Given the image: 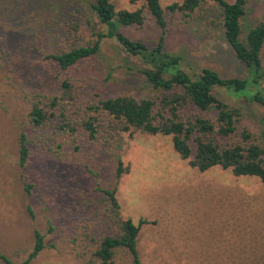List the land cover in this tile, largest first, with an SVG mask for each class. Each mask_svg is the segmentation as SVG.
Returning a JSON list of instances; mask_svg holds the SVG:
<instances>
[{"label":"rangeland","instance_id":"rangeland-1","mask_svg":"<svg viewBox=\"0 0 264 264\" xmlns=\"http://www.w3.org/2000/svg\"><path fill=\"white\" fill-rule=\"evenodd\" d=\"M110 1L115 9L127 10L142 2ZM158 1L164 8L181 0ZM263 17L264 0H247L240 37ZM94 21L85 0H0V252L11 264H20L32 247L36 228L43 248L26 264H81L69 251L68 237L76 221L87 219L89 227L113 226L115 219L128 218L133 223L144 220L136 236L142 264H264V187L259 180L233 176L218 166L198 172L173 151L168 135L121 134L111 154L85 148L72 154L64 151L56 159L47 157L42 144L40 153L31 147L22 179L31 187L25 192L16 165V131L25 121L24 94L52 87L57 67L42 56L59 50L65 26H79L84 35L75 42L87 44L94 38L90 33ZM95 29L105 31L99 24ZM116 29L149 46L159 35L149 17L141 26ZM164 48L181 55L185 71L198 73L208 67L222 76L244 74L223 41L219 8L213 2L203 4L188 24L166 26ZM260 63L264 68V43ZM140 66L135 56L119 50L114 39L103 38L98 52L69 73L101 95L125 93L139 99L151 94ZM260 86L264 88V79ZM220 96L243 110L244 118L235 123L237 132L243 126L258 130L264 105ZM116 159L126 172L114 183ZM112 186L118 209L109 221L100 188ZM116 264L129 261L122 255Z\"/></svg>","mask_w":264,"mask_h":264},{"label":"trees","instance_id":"trees-1","mask_svg":"<svg viewBox=\"0 0 264 264\" xmlns=\"http://www.w3.org/2000/svg\"><path fill=\"white\" fill-rule=\"evenodd\" d=\"M88 11L95 18L90 27L94 38L87 44H77L84 35L75 23L65 27L59 40V50L44 52L42 58L57 67L49 90L32 89L26 99L24 126L16 131V165L22 180L33 147L40 145L56 159L64 151L72 154L85 148L114 150L121 134L133 133L168 135L173 151L186 164L203 172L211 167L229 169L233 176L255 177L264 187V112L258 130L243 126L237 132L235 123L244 118L242 108L224 100V93L241 99L246 105H264V68L260 53L264 43V17L257 20L240 37V20L247 0H181L161 8L158 0H142L139 7L115 9L110 0H85ZM208 2L219 8V27L224 43L232 56L243 66L244 74L222 76L215 70L202 67L198 73L182 69V57L164 48V33L171 23L188 24L202 5ZM151 18L159 29L152 46L143 40L131 39L117 30V26H141ZM176 21V22H175ZM87 22H90L87 19ZM103 25L105 31L95 29ZM103 38H112L126 55L135 56L142 66L138 71L151 88V94L134 98L130 94L101 95L88 89L69 73L81 61H86L99 50ZM260 128V129H259ZM239 134L240 137H234ZM47 143V145H46ZM126 168L114 162V183ZM29 193L30 183L22 180ZM110 215L118 204L115 187L100 188ZM82 220V221H81ZM76 221L69 233L70 253L81 264H116L122 255L129 264L139 261L136 236L139 226L130 219L114 220V225L92 224L87 219ZM114 227V228H113ZM33 244L20 264L28 263L43 248L42 234L32 229ZM4 264L11 262L0 252Z\"/></svg>","mask_w":264,"mask_h":264}]
</instances>
